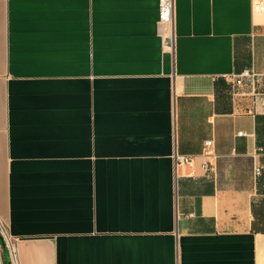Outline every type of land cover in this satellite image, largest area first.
<instances>
[{
    "label": "crops",
    "instance_id": "1",
    "mask_svg": "<svg viewBox=\"0 0 264 264\" xmlns=\"http://www.w3.org/2000/svg\"><path fill=\"white\" fill-rule=\"evenodd\" d=\"M159 6L0 0L11 264H264V0Z\"/></svg>",
    "mask_w": 264,
    "mask_h": 264
},
{
    "label": "built area",
    "instance_id": "2",
    "mask_svg": "<svg viewBox=\"0 0 264 264\" xmlns=\"http://www.w3.org/2000/svg\"><path fill=\"white\" fill-rule=\"evenodd\" d=\"M174 17V0H160L159 6V22L160 24L166 25L167 30L163 36V45L165 48L172 49L174 44V34L172 29ZM245 78H250L254 83L259 80V74L252 70H244L240 74H233L230 77V80L234 81L236 84L240 85L243 83ZM255 95H259L261 97V101L264 105V93H254ZM243 132H239V135H242ZM212 141H206V146L212 145ZM183 160V158L181 159ZM180 160V161H181ZM260 173V168L255 169V174L258 175Z\"/></svg>",
    "mask_w": 264,
    "mask_h": 264
},
{
    "label": "trees",
    "instance_id": "3",
    "mask_svg": "<svg viewBox=\"0 0 264 264\" xmlns=\"http://www.w3.org/2000/svg\"><path fill=\"white\" fill-rule=\"evenodd\" d=\"M0 244L2 245L1 232H0ZM3 254H4V263L5 264H11L10 263V260H9V255H8L7 247H3Z\"/></svg>",
    "mask_w": 264,
    "mask_h": 264
},
{
    "label": "water",
    "instance_id": "4",
    "mask_svg": "<svg viewBox=\"0 0 264 264\" xmlns=\"http://www.w3.org/2000/svg\"><path fill=\"white\" fill-rule=\"evenodd\" d=\"M1 240H2V246L6 247V242L4 241V238H3L2 234H1Z\"/></svg>",
    "mask_w": 264,
    "mask_h": 264
}]
</instances>
